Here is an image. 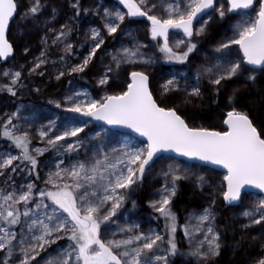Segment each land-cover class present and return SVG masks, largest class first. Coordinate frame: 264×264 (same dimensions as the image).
Segmentation results:
<instances>
[{"label": "snow or ice", "instance_id": "1", "mask_svg": "<svg viewBox=\"0 0 264 264\" xmlns=\"http://www.w3.org/2000/svg\"><path fill=\"white\" fill-rule=\"evenodd\" d=\"M226 2L227 9L224 3H217V0H164V14L160 15L153 13L157 3L150 0H121L127 12L104 9V28L108 35H113L120 29L126 16L145 17L150 22L151 38H162L160 50L166 54V58L184 62L197 48L192 40L194 34H203L205 31L207 21L194 30L193 24L198 17L206 15L211 20L210 10L218 13L221 19L227 13L238 15L232 35L219 41L215 48L223 56L211 67L203 68L197 76L198 83L192 85L190 91L188 87L182 90L175 78L166 80L161 86L162 95L182 90L185 96L181 102L189 103L204 95L199 85L201 75L207 76L209 84L213 86L212 91L220 96L228 89L227 82L233 78L244 77L245 83H254L257 72L264 73V0ZM18 6L19 0H0V58L5 60L14 53L7 33ZM72 6L77 9L78 15L79 0H75ZM38 11L39 0H34L33 6L24 15L35 16ZM170 29H180L188 38L187 42H176L177 46L186 45L184 51L177 52L169 46ZM70 33L71 28L63 25L52 43L62 42L65 52H70L73 47L67 42ZM89 38L93 43L88 53L79 63L69 67L67 72H84L105 43L99 29H90ZM45 44L47 46V38ZM233 45L238 46L242 52L239 60L227 58V50H231ZM40 56L45 57L46 51H41ZM137 57L142 58L139 47H122L120 53L112 55V64L105 66L98 84L107 85L113 79L109 73L119 69L122 63H134ZM48 62L47 59L37 57L30 73ZM144 62L150 63L149 60ZM245 65L253 67L247 68ZM65 74L64 70H59L56 78L60 79ZM2 75L9 77L11 83L0 87L15 96V86L23 87L20 83L22 73L6 70ZM238 91V88H233L232 94L227 97L231 110L223 120L225 130L190 125L176 107L167 106L154 96L150 87V74L145 70L126 73L121 91H105L99 99L91 97L87 92L65 96L68 111L104 121L108 125L130 129L146 139L137 141L135 137H130V142L120 148L112 147L110 151H105V146L100 144L90 158L76 159L65 167L60 166L64 163L61 160L56 170L48 173L44 189H36L34 183L22 186L20 190L0 189V253H3L0 264H170V256H176L180 251L176 240V215L171 207L177 195V181L184 178L179 167L169 165L166 171H162V175L171 177V180L166 179L163 188L159 190V199L149 201L151 207L165 217L167 239L152 230L136 231L139 227L137 224L119 227L117 232L123 234L120 238H116L117 232H111L112 238H108L109 222L116 223L112 218L134 191V186L143 183L146 171L151 170L156 160L160 159L158 154L163 152H175L190 160L226 169L224 180L227 184L222 196L228 204H238L246 186L264 194V125L258 127L247 112L235 106L238 103ZM52 102L60 107L59 101ZM18 116L19 111L13 113L3 126L2 135L20 149L19 155H0V176H5L6 180L11 179V176H6L4 170L11 167V171L15 172L21 164L25 167L30 165L29 172H34L39 178V155L49 149L57 153H79L84 144L80 133L84 132L89 121L82 124L69 122L63 130H57L55 121H49L47 126L42 125L38 129L45 147H31V134L12 125V119ZM9 125H12L11 128ZM14 161H19V164L14 165ZM197 180L201 188L208 183L204 176L197 177ZM37 195L40 197L38 201L34 199ZM132 205L136 206L134 200ZM242 215L248 218V222L242 225L244 229L259 226L261 236H264V195L253 208L244 210ZM195 219L198 224L192 228L188 225L184 227L191 245L189 254L201 264H207L220 255L222 247L221 234L216 230V218L211 205L195 215ZM15 226H20L19 231L14 230ZM196 233H203V238L192 244ZM65 238L70 241L67 248L61 246L55 255L49 253L37 260L41 252ZM252 239L260 237L253 236ZM259 247L260 251L251 257L249 264H264V240H261Z\"/></svg>", "mask_w": 264, "mask_h": 264}, {"label": "rangeland", "instance_id": "2", "mask_svg": "<svg viewBox=\"0 0 264 264\" xmlns=\"http://www.w3.org/2000/svg\"><path fill=\"white\" fill-rule=\"evenodd\" d=\"M157 3V8L153 9L155 14H164L162 4L164 0H150ZM34 0H19L18 11L13 20L11 31L9 33V41L13 44L14 54L5 62L0 60V86L10 84L9 77L3 76L4 71L22 73L16 95L13 96L3 87H0V155L12 154L19 155L18 149L13 141L2 135L3 126L12 116L13 113L19 111V116L12 119V125H16L19 129L28 131L32 136L31 147H45L44 140L39 137L38 129L40 126H47L49 121H55L56 129L63 128L71 122L72 124H82L89 121L80 133L84 144L79 149V153H57L54 149L45 151L39 155V165L37 171L39 178L35 173L29 172L30 165L25 167L21 164L15 172L11 171V167L5 169V175H10L11 179L6 180L5 176H0V189L11 191L13 189L20 190L29 183H34L36 189H44L46 187L44 181L51 171L56 170V165L62 160L64 163L61 167L67 166L76 159L84 160L90 158L92 153L96 151L98 145L103 144L105 151H110L112 147L120 148L125 143L130 142V136L122 137V133L114 130H108L106 127L98 125L94 119L85 117L79 113H73L67 110L68 101L64 99L67 95L77 92H87L91 97L99 99L108 91L117 93L124 87L126 73L131 70H145L150 74V87L154 96L159 101L165 102L167 106L176 107L177 110L186 118L190 125L214 128L216 130H225L223 120L218 124L207 126L200 117L201 107L208 97H214V106L217 107V101L222 95H231L233 88H238L236 100L248 92L259 83L264 86V73L257 72V79L253 82L245 83L244 77L233 78L228 81V89L217 96L212 91V85L209 84L206 75H201L199 85L204 93L203 97L193 102L182 103L185 93L183 88L196 85L198 83L197 76L205 66L211 67L220 59L223 54L217 53L215 48L219 41L232 35L233 26L239 19L234 13H227L221 19L218 13L211 12L212 19L208 20V16L202 15L194 21V30L198 29L201 23L207 21L203 34H194L192 40L197 44L196 50L189 54L188 60L180 62L178 60H169L166 54L160 50L163 40H153L150 35V22L145 17H125L120 29L113 35H108L104 24L106 23L104 9L111 12L121 11L127 12V8L121 3V0H79L80 9L77 15V9L72 5L75 0H39V11L35 16L24 14L33 6ZM217 3H224L227 9L226 0H217ZM63 25L71 28V33L67 37V42L73 45L70 52H65L64 43H52L58 31L62 30ZM99 29L104 37L105 43L98 50L96 58L89 64L84 72L71 73L67 69L72 65L79 63L88 53L93 41L90 37V29ZM211 33V34H210ZM47 38V46L45 44ZM178 40L187 42L188 38L180 29L169 30V46L174 51L182 52L185 50L184 44L177 46ZM122 47L136 49L139 47V54L142 58L137 57L134 63H122L116 71L108 75L113 77L105 86L98 84V79L103 75V69L106 65L112 64V55L121 52ZM28 51L25 52L24 49ZM106 50V51H105ZM41 51H46V56L41 57ZM37 57L47 59L49 62L41 65L40 68L30 73V69ZM61 57L64 59L61 60ZM242 52L238 50V46L233 45L231 50H227V58L239 60ZM149 60L150 63H145ZM114 67V65H113ZM247 68H252L245 65ZM59 70H64L66 74L57 79ZM40 73H43L42 75ZM175 78L181 85L180 92H172L161 94V86L168 79ZM39 89V91H36ZM52 101H59L60 107H57ZM226 116L228 111L223 110ZM12 125H9L11 128ZM259 127L264 125L256 123ZM103 128V129H101ZM75 140L76 138H69ZM137 140V139H136ZM139 141V140H137ZM60 143H64L61 141ZM143 146V145H140ZM26 163V162H25ZM19 161H14V165ZM179 167L184 178L177 181V195L172 201V210L176 215L177 231L176 240L179 246V254L170 256V264H201L196 257L189 254L191 247L189 237L184 233L185 225L192 228L199 222L195 219V215H199L203 209L210 205L215 214L216 230L221 234L220 255L226 245L233 248H243L245 245L250 246L251 254L248 264L252 256L260 251L261 236L259 226L244 229L242 225L248 222V218L242 215L246 209L253 208L262 197L259 194H246L242 202L238 206H227L222 192L226 189V181L224 176L226 173L216 171L212 168L203 167L197 164H189L176 158L162 155L157 159L150 171H146L143 183L135 187L124 202L123 206L117 211V215L113 217L116 223H110L108 238H112L110 233L117 232L119 227L125 225L137 224L139 227L136 231L149 232V230L159 232L167 239L165 217L156 212L149 204L150 200L159 199V190L163 188L166 179L171 177L162 175V171H166L168 166ZM204 176L208 183L201 188L197 177ZM186 187L192 194L189 204L182 209L176 207V202L182 187ZM36 189L33 191L35 192ZM35 200H39L37 195ZM136 206L133 207L132 201ZM215 201L213 204L212 202ZM51 203L50 201H45ZM221 202L224 205H221ZM34 207V204L32 205ZM22 208V205H20ZM195 214V215H194ZM23 219V218H22ZM225 221L227 224L225 225ZM20 226H15L14 230L19 231ZM104 235V226H102V236ZM123 234L117 232L116 238H120ZM260 237L253 240L252 237ZM203 238V233H196L192 238V244ZM70 241L67 238L57 241L47 248L45 252H41L37 260L46 257L49 253L56 254V250L61 246L67 248ZM229 243V244H227ZM240 247V248H239ZM236 249V250H237ZM214 257L207 264H216L217 259ZM3 253H0V257Z\"/></svg>", "mask_w": 264, "mask_h": 264}, {"label": "trees", "instance_id": "3", "mask_svg": "<svg viewBox=\"0 0 264 264\" xmlns=\"http://www.w3.org/2000/svg\"><path fill=\"white\" fill-rule=\"evenodd\" d=\"M255 87L256 88L250 90L248 94L238 98V103H236L235 106L239 110L247 112L250 117L253 118L255 124L259 122L264 124V86L262 82L259 81ZM227 97V95L220 96L217 101V107L213 105L215 100L212 96L208 97V100L204 102L199 115L205 125L212 126L214 123L218 124L221 120L226 118L223 110H231L228 105ZM124 136L130 135H122V137ZM191 196L192 194H190L189 190L183 186L180 190L177 202L175 203L176 207L179 209L185 208L189 204ZM221 205H224V203L221 202ZM226 224L227 222L225 221V225ZM236 249L237 248H233L231 245H226L220 257L217 259L216 264H248L251 254L250 246L245 245L243 248Z\"/></svg>", "mask_w": 264, "mask_h": 264}, {"label": "water", "instance_id": "4", "mask_svg": "<svg viewBox=\"0 0 264 264\" xmlns=\"http://www.w3.org/2000/svg\"><path fill=\"white\" fill-rule=\"evenodd\" d=\"M16 16V15H15ZM15 16L13 18V20L15 19ZM199 18V17H198ZM13 20L10 22V25H9V30H8V33H7V38L9 39V33H10V29H11V26H12V23H13ZM14 54V53H13ZM13 56V55H12ZM12 56H9L7 59L11 58ZM6 59V60H7ZM0 60L2 62H5L6 60L4 58H0ZM251 66V65H249ZM253 67V66H251ZM89 118V117H88ZM95 122L98 124V125H101V126H104L106 127L108 130H114V131H118L122 134H125V135H130L131 137H135L137 140L139 141H144L146 138L144 137H140L139 134L133 132L132 130L130 129H127V128H123V127H118V126H113V125H108L106 122L104 121H98V120H95ZM225 129H226V126L224 125ZM162 155H166V156H169V157H173V158H176L177 160H180V161H184L186 163H189V164H197V165H201L203 167H208V168H212L216 171H221V172H224L227 174V170L226 169H223L221 166H218V165H213V164H209L207 162H202V161H198V160H190L189 158L187 157H183V156H180L179 154L175 153V152H163V153H159L158 156L161 157ZM227 184V182H226ZM249 193H253V194H259V195H264V194H261L259 192L258 189H255V188H252V187H248L246 186L245 190L242 192V198H241V201L238 202V204H228V202H226L225 200V203L227 206H238L244 196L246 194H249Z\"/></svg>", "mask_w": 264, "mask_h": 264}]
</instances>
